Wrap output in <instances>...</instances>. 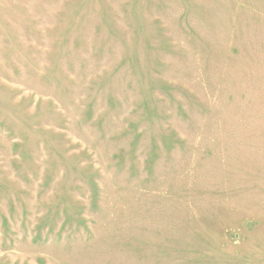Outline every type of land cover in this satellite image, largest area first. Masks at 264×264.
Segmentation results:
<instances>
[{
	"label": "rangeland",
	"instance_id": "374dc122",
	"mask_svg": "<svg viewBox=\"0 0 264 264\" xmlns=\"http://www.w3.org/2000/svg\"><path fill=\"white\" fill-rule=\"evenodd\" d=\"M0 264H264V0H0Z\"/></svg>",
	"mask_w": 264,
	"mask_h": 264
}]
</instances>
